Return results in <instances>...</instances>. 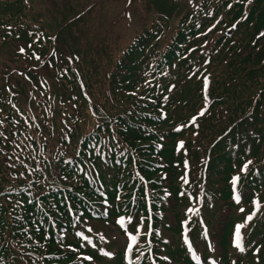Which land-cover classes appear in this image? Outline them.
I'll list each match as a JSON object with an SVG mask.
<instances>
[{"label": "trees", "instance_id": "1", "mask_svg": "<svg viewBox=\"0 0 264 264\" xmlns=\"http://www.w3.org/2000/svg\"><path fill=\"white\" fill-rule=\"evenodd\" d=\"M194 1V5L189 4L179 10L175 26L170 17L157 15L152 27L145 30L146 34L141 36L121 59L112 61V51L106 50L105 53L110 58L101 55L100 61L98 59L80 61L84 84L83 92L81 87L77 86L78 112L76 113L68 103L71 111L66 117L68 121L61 123L62 128L65 124L73 127L69 130L71 134L68 140V147L73 145L70 149L72 154H79L83 165L86 160L96 171L92 178L93 190L97 174L98 180L108 182L107 192L112 201L114 200V204L117 199V186H122L120 184L124 185L126 198L132 192H136L138 223L140 212L148 214L146 191L144 183H140L132 174L136 171L144 173L149 182L154 207L161 206L163 212L162 217L156 216V225L175 234L179 229L169 225L167 214L170 199H161L163 189L171 194L170 197L174 201L171 210L179 217L181 207L190 197L188 194L180 197L178 191L185 194L189 190H195L196 193L199 191L203 183L202 170L206 162L207 193L204 207L205 211H208L206 220L212 231L219 223L217 212L221 209L222 203L234 206L231 200L230 180L232 174L240 171L245 158H254L260 167L257 172L250 171L243 180L244 199L246 202L251 201V197L257 191L264 202V93L261 96L257 93L260 85L264 84V0ZM174 6L172 1H168L167 6L163 5L161 12L170 11ZM24 7L22 1L0 2V55L8 54L7 47L11 44L10 34L1 28L9 27L12 23L13 37L14 35L22 39L29 37L28 27L25 29L18 27L24 25L22 22L26 21ZM153 12L150 15L152 19L158 9ZM10 13H15L18 19L14 21L15 16ZM235 23L238 26L232 28ZM222 27L223 30L220 29ZM226 27L231 30L229 33L224 32ZM162 38L164 52L160 54L158 46ZM206 41L208 47L191 51L198 42L204 44ZM178 42L189 46L184 49L183 56L178 54L176 56L175 49L178 47L182 50ZM80 54L82 57L89 56L88 53ZM172 55L175 58H172ZM157 59L166 61L164 70L157 71L150 66L152 61ZM163 71L165 75H161ZM149 76L157 80L153 88L151 84L146 83ZM208 79L211 104L207 112L199 116L198 126L195 129L193 127V131H184L182 134L191 135L186 140L187 152L184 153V150L178 152L174 142L177 133L167 129L168 125L176 121L175 118L179 117L178 112L199 113L201 104L207 102L204 98V86ZM8 85L10 88H16L11 82H8ZM171 85L176 86L170 91L167 104L164 105L161 98L166 96ZM142 91L147 97L157 101L152 104L142 101L136 95ZM50 93L52 95L50 99L48 94L45 95V99L37 95L36 99L32 98L29 103L35 106V114L40 118H45L46 107L51 106L55 111L54 116L59 114L62 122L63 104L65 101H71L73 97L66 94L61 98L54 83L50 87ZM84 93L87 94L86 97ZM9 96L8 88L3 82L0 84V101L6 104ZM163 106L168 111V117L160 119L158 109ZM90 118L95 120L94 130L90 135H84L81 122ZM57 131H60V127ZM45 135L50 137L46 138V141L51 142L54 147L57 146L58 143L51 138L52 131H47ZM92 139H99L98 143L110 147V156L96 157L93 150H88V145L93 144ZM155 143H161V146L157 147ZM44 146L46 145L34 142L33 149L26 147L13 155L12 168L10 165L6 167L5 164H0V264L29 262L39 264L40 262L27 253L36 255L44 250L60 255L62 263L72 264L75 261L74 252L64 250L61 244L83 248L70 235L65 240H60L57 228L52 225L54 219H51V214L55 218L58 217L54 222L61 231L65 228L72 231L69 212L71 208L76 211L78 209L72 207L75 205L71 206L58 189L60 184H65L64 179L74 178L69 173L71 166L62 165V160L56 161L53 150L45 149L47 154L42 153L40 149ZM118 153H123L121 160L126 159L120 165L113 162L114 156ZM47 155L52 157L51 162L46 159ZM185 157L188 160L183 161ZM159 158L163 163L156 165ZM30 160L35 164L30 166L29 162L27 163ZM23 162H26V165ZM184 163H188L191 168L189 184H185L181 178L184 174ZM20 170L29 177L25 180L24 186L15 188L19 191L10 192L11 188L6 190L14 184V178H10V173ZM161 171L167 173L166 176L160 174ZM76 174L78 175V172ZM85 182L89 187L90 183ZM30 184L32 187L29 195L26 189ZM22 191H26L27 195L24 193L20 195ZM48 197L51 201L47 200ZM69 197L75 204H81L75 194L69 193ZM18 202L22 204L21 212L18 209ZM115 212L116 209L113 214ZM232 220L233 215H228L222 228L220 238L222 260L229 264H245V260L252 264H259L261 260L263 262L264 208L256 218V224H251L252 230H249L246 241L248 250L236 259L233 257L230 241ZM19 232L26 236L25 241ZM15 236L18 239L16 242L19 246L18 252L21 251L19 258L14 257L17 254L13 249ZM30 236L36 243L31 241ZM258 236L260 240L256 241ZM161 240L160 237L154 236L156 243H163ZM163 247L169 254L177 257H181L180 252L184 251L178 240L166 243ZM86 248L85 250L92 252L97 251L96 246L90 245ZM257 249L258 251L254 253ZM111 263L123 264L122 254L119 253Z\"/></svg>", "mask_w": 264, "mask_h": 264}, {"label": "rangeland", "instance_id": "2", "mask_svg": "<svg viewBox=\"0 0 264 264\" xmlns=\"http://www.w3.org/2000/svg\"><path fill=\"white\" fill-rule=\"evenodd\" d=\"M49 12L54 11L57 14H60V12L55 8V4H52L51 2L54 0H47ZM68 1V0H67ZM79 1V0H77ZM85 2L82 1V4ZM42 6H45L43 2L40 3ZM68 4V3H67ZM106 5L112 7L113 10H116L120 3L116 1H109L105 3ZM65 5V4H64ZM59 4H57V7ZM104 18L107 21V24L105 22L101 21V19ZM122 22V16L118 13V11L114 12V15L108 16L105 13H96L94 15H90L87 20L84 23L85 31L82 33L79 37L76 39L73 37H69L67 41L59 43L55 42L56 48L60 52H71V54L78 52V48L74 47V44H83L86 47H88V51H90L91 56L90 59L95 60L92 55H98L101 54L106 55L105 48H109L111 50H114L115 55L117 57L116 48L118 44H125L129 38V42L133 39L134 35L132 36L131 31H127L125 33H118L115 31V28H112L113 26L117 25L118 23ZM129 26V23L124 22V27ZM53 41V40H52ZM54 46V42H52ZM82 45V49L86 48ZM60 48L64 51H61ZM70 50V51H68ZM54 52V50H53ZM3 58L0 57V84L3 82H6L7 75L12 72V65L14 66V61L12 56H8L6 60H2ZM80 59V58H79ZM81 60V59H80ZM50 62V60H49ZM97 63V62H96ZM41 69L45 71L48 75H50L59 85H62L64 76L68 73V70L64 66H58L53 65L52 66V72L46 67L43 66V62H41L38 65ZM3 80V81H2ZM26 81V80H25ZM14 83H19L15 78L12 80ZM111 227H109L110 229ZM112 229V228H111ZM109 232V231H108ZM111 235L118 238L121 243L124 242L123 237L119 235V233L113 229L110 230Z\"/></svg>", "mask_w": 264, "mask_h": 264}, {"label": "snow or ice", "instance_id": "3", "mask_svg": "<svg viewBox=\"0 0 264 264\" xmlns=\"http://www.w3.org/2000/svg\"><path fill=\"white\" fill-rule=\"evenodd\" d=\"M129 2H131V0H129ZM20 51L23 52V49H20ZM0 135H2V134H0ZM249 163H251V162H249ZM246 168H247V165H245V167L242 169V171L246 170ZM238 179H239V177H235V178H234V180H238ZM237 202H239L238 199H237ZM241 211H243V209H241ZM248 218L251 219V217H248ZM120 223H123V221L121 220ZM239 238H240V237H239V235H238V236H237V239H239ZM132 239L135 240L136 237L133 236ZM237 246L239 247V245H237ZM241 251H243V248H241ZM106 255H111V253H106ZM88 259H91V257H89Z\"/></svg>", "mask_w": 264, "mask_h": 264}]
</instances>
